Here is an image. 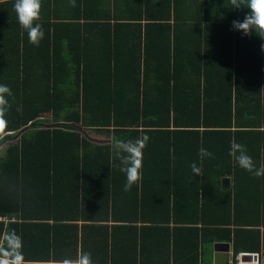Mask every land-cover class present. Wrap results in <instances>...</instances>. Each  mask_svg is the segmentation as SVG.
I'll list each match as a JSON object with an SVG mask.
<instances>
[{
    "label": "trees",
    "instance_id": "obj_1",
    "mask_svg": "<svg viewBox=\"0 0 264 264\" xmlns=\"http://www.w3.org/2000/svg\"><path fill=\"white\" fill-rule=\"evenodd\" d=\"M14 3L0 0V85L13 94L0 119V261L211 264L213 241L259 251L264 177L229 150L264 164V40L211 34L209 48L175 0H42L36 46ZM145 136L143 178L126 192L113 141Z\"/></svg>",
    "mask_w": 264,
    "mask_h": 264
},
{
    "label": "clouds",
    "instance_id": "obj_2",
    "mask_svg": "<svg viewBox=\"0 0 264 264\" xmlns=\"http://www.w3.org/2000/svg\"><path fill=\"white\" fill-rule=\"evenodd\" d=\"M230 2L234 9L246 8L250 10L243 21H233V29L240 31L245 36H251L255 32L258 37L264 40V0H230ZM69 3L75 7V0H69ZM14 10L19 25L27 32L29 43L39 46L45 35L42 24L38 23L41 20L42 0H15ZM12 95V91L7 85H0V119L11 107L7 97ZM147 140L148 138L145 136L136 140L114 139L113 141L115 156L119 160V170L126 176L124 184L126 192L131 191L132 187L139 184L143 178V150ZM199 154L202 158H212L213 156L204 148L199 150ZM229 155L233 157L240 168L252 173L255 177H264V164L257 167L253 158L248 155L246 146L233 141ZM190 167L197 176L201 175V169L197 167L196 163H192ZM0 264H4V262L0 261ZM72 264H92L91 256L85 253Z\"/></svg>",
    "mask_w": 264,
    "mask_h": 264
},
{
    "label": "crops",
    "instance_id": "obj_3",
    "mask_svg": "<svg viewBox=\"0 0 264 264\" xmlns=\"http://www.w3.org/2000/svg\"><path fill=\"white\" fill-rule=\"evenodd\" d=\"M110 1L113 3L114 0H110ZM176 3L180 8H182V10H184L183 12L180 11L181 13L180 15H183V17L189 14V10H192L194 12L192 13L191 17L194 20H196L198 24L193 20L194 23L193 33L197 37L201 36L202 34L203 41L209 48H211L213 45L211 41L212 39L211 34L216 35V37L218 38H223V40L221 39V42L224 41V39H228L231 33H233V35H236L235 38H238L239 43H241L244 37H247L244 34H242L240 31H236L233 29V21L234 20L243 21L245 15L250 11L249 9L246 8L234 9V6L231 4L230 0H175L174 5ZM171 14L173 15V12H171ZM220 14H222V19L223 17L226 19L228 18V21L225 20L218 21ZM191 17L190 19H192ZM216 23H222L221 24L222 26H218L216 25ZM205 38L208 44L206 43ZM215 41L216 40L214 39L213 42ZM236 41L237 40L232 39L231 45H234ZM45 124L47 126H50L53 124V122L49 121L46 122ZM82 131L86 133L87 136L82 134ZM80 132L91 142L97 144H104L110 142V139H108L105 135H102L99 132H95L87 127L80 126ZM3 215L5 216V219L1 221H7L8 216L6 214ZM13 219L14 216H11V220ZM49 222H51V220ZM80 222L81 221H79V223ZM261 229H263V227H261ZM2 236H5V234H3ZM1 243L2 240L0 241V244ZM225 243L229 245L228 248L224 247ZM262 245L263 243L261 244V246ZM203 250L207 251L206 253H209L211 264H232L231 260L236 255L234 254L232 244L223 241H213L206 247H203Z\"/></svg>",
    "mask_w": 264,
    "mask_h": 264
},
{
    "label": "built area",
    "instance_id": "obj_4",
    "mask_svg": "<svg viewBox=\"0 0 264 264\" xmlns=\"http://www.w3.org/2000/svg\"><path fill=\"white\" fill-rule=\"evenodd\" d=\"M5 216L0 214V220H4ZM249 254L250 257L244 256ZM232 264H264V243L257 252H239L231 260Z\"/></svg>",
    "mask_w": 264,
    "mask_h": 264
},
{
    "label": "water",
    "instance_id": "obj_5",
    "mask_svg": "<svg viewBox=\"0 0 264 264\" xmlns=\"http://www.w3.org/2000/svg\"><path fill=\"white\" fill-rule=\"evenodd\" d=\"M247 114L249 115H253L254 114V111H248ZM27 127H25L24 129H22L17 135L16 137H18ZM221 186H222V189H229L230 188V179L228 177H223L221 179ZM218 245V244H217ZM221 245V244H220ZM228 244L225 243L224 247L228 248ZM244 256L246 257H250L249 254H245Z\"/></svg>",
    "mask_w": 264,
    "mask_h": 264
},
{
    "label": "rangeland",
    "instance_id": "obj_6",
    "mask_svg": "<svg viewBox=\"0 0 264 264\" xmlns=\"http://www.w3.org/2000/svg\"><path fill=\"white\" fill-rule=\"evenodd\" d=\"M82 134H84L85 136H87V134L84 133L83 131H82ZM6 144H7V142H4V143H1V144H0V156L3 154V152H4V147L6 146Z\"/></svg>",
    "mask_w": 264,
    "mask_h": 264
}]
</instances>
